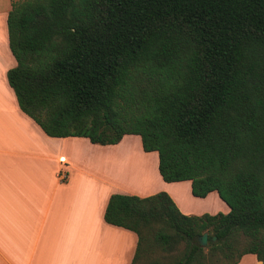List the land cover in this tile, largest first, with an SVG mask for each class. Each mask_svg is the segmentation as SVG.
<instances>
[{
  "label": "trees",
  "instance_id": "obj_1",
  "mask_svg": "<svg viewBox=\"0 0 264 264\" xmlns=\"http://www.w3.org/2000/svg\"><path fill=\"white\" fill-rule=\"evenodd\" d=\"M5 24L6 82L47 137L137 136L163 182L227 206L111 194L102 218L135 235L130 264H264V0H22Z\"/></svg>",
  "mask_w": 264,
  "mask_h": 264
},
{
  "label": "crops",
  "instance_id": "obj_2",
  "mask_svg": "<svg viewBox=\"0 0 264 264\" xmlns=\"http://www.w3.org/2000/svg\"><path fill=\"white\" fill-rule=\"evenodd\" d=\"M10 4L0 0V264H130L135 235L102 218L111 194L164 192L187 216L220 203L215 192L191 196L188 181L163 182L156 153L143 152L137 136L106 146L47 137L19 110L6 82L15 66L5 24ZM118 148L119 165L108 156ZM237 264L261 263L246 254Z\"/></svg>",
  "mask_w": 264,
  "mask_h": 264
},
{
  "label": "rangeland",
  "instance_id": "obj_3",
  "mask_svg": "<svg viewBox=\"0 0 264 264\" xmlns=\"http://www.w3.org/2000/svg\"><path fill=\"white\" fill-rule=\"evenodd\" d=\"M10 1L11 2H18V1H22V0H10ZM108 156L110 157V159H113L119 165V160H120L119 148L116 149L114 152L109 153ZM112 163H114V162H112ZM118 169H119V167H118ZM117 174L119 175V170L117 171ZM188 195H189V197H191L190 194H188ZM213 195L215 197H217V195L215 193H213ZM191 198H193V197H191ZM217 199H218V197H217ZM224 207L226 210H224ZM203 208H204V210H208V212H209V213L204 212L203 214L213 215V214H218V213H220V214H226L227 213V208L221 201H220V203L217 202L216 204L215 203L210 204V202L206 203V205ZM245 261H248V260H245Z\"/></svg>",
  "mask_w": 264,
  "mask_h": 264
},
{
  "label": "water",
  "instance_id": "obj_4",
  "mask_svg": "<svg viewBox=\"0 0 264 264\" xmlns=\"http://www.w3.org/2000/svg\"><path fill=\"white\" fill-rule=\"evenodd\" d=\"M198 242H199V245L201 247H204L205 246V243H206V233L202 234V236L199 238Z\"/></svg>",
  "mask_w": 264,
  "mask_h": 264
}]
</instances>
